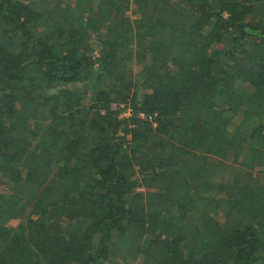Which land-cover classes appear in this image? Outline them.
I'll return each instance as SVG.
<instances>
[{"label": "trees", "instance_id": "trees-1", "mask_svg": "<svg viewBox=\"0 0 264 264\" xmlns=\"http://www.w3.org/2000/svg\"><path fill=\"white\" fill-rule=\"evenodd\" d=\"M0 264H264V0H0Z\"/></svg>", "mask_w": 264, "mask_h": 264}, {"label": "built area", "instance_id": "built-area-1", "mask_svg": "<svg viewBox=\"0 0 264 264\" xmlns=\"http://www.w3.org/2000/svg\"><path fill=\"white\" fill-rule=\"evenodd\" d=\"M121 114H122V117H128L131 115V109L127 108L126 111H122Z\"/></svg>", "mask_w": 264, "mask_h": 264}, {"label": "rangeland", "instance_id": "rangeland-1", "mask_svg": "<svg viewBox=\"0 0 264 264\" xmlns=\"http://www.w3.org/2000/svg\"><path fill=\"white\" fill-rule=\"evenodd\" d=\"M119 107H121V106L119 105ZM119 107H117V104H114V109L117 110ZM121 111H126V110L123 109V110H121ZM121 111H120V113H119V116H120V117H122Z\"/></svg>", "mask_w": 264, "mask_h": 264}]
</instances>
